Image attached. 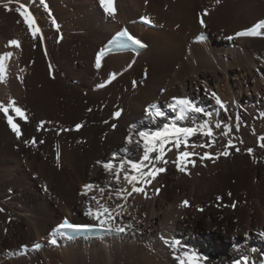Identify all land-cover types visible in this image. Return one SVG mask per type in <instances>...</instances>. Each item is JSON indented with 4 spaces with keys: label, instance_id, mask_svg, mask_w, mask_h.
<instances>
[{
    "label": "bare ground",
    "instance_id": "6f19581e",
    "mask_svg": "<svg viewBox=\"0 0 264 264\" xmlns=\"http://www.w3.org/2000/svg\"><path fill=\"white\" fill-rule=\"evenodd\" d=\"M111 2L114 18L100 0H12L11 10L4 7L8 0H0V55L13 53L0 80V102L14 99L27 117L9 109L20 127L17 137L0 111V264H178L185 251L198 257L196 264H264V37L236 36L264 20V0ZM21 4L35 17L42 40L32 38L15 11ZM124 27L147 48L109 54L97 67L100 50ZM12 39L19 48L9 45ZM173 98L211 116L189 113V121L179 120L168 108ZM152 105L166 115L144 119ZM205 121L213 137L197 133L180 149L200 154L188 158L195 166L178 171L172 163L177 150L168 144L166 171L145 186L150 198H117L121 184L98 161H138L142 143L136 144V129ZM225 150L230 154L217 159ZM205 152L212 159L201 160ZM86 184L95 187L83 195ZM92 196L113 209L124 205L116 209V223L133 227L75 240L57 232L63 218L91 223L85 217L89 206L96 208ZM185 200L189 206L179 207ZM161 236L180 241L178 249ZM37 243L44 244L40 251Z\"/></svg>",
    "mask_w": 264,
    "mask_h": 264
},
{
    "label": "snow or ice",
    "instance_id": "6c2138e0",
    "mask_svg": "<svg viewBox=\"0 0 264 264\" xmlns=\"http://www.w3.org/2000/svg\"><path fill=\"white\" fill-rule=\"evenodd\" d=\"M12 0H8V3L4 5L6 10H11L9 7ZM40 2L43 4L44 0H40ZM220 0H217V3H219ZM100 6L103 7L104 11L107 13L109 17H115L116 14V8L113 6L111 0H100ZM44 7L47 9V5L44 4ZM23 9V10H22ZM16 12L20 14V16L23 17L24 23L27 25V28L29 29L31 36L33 39H43V33L41 28L36 22L35 17L32 15V13L28 10V8L21 4L19 7L15 9ZM143 22L150 24L151 19L148 16H143L140 18ZM53 24H55V20L52 21ZM201 25L204 24V20H200ZM57 29L59 30V25H57ZM237 37H257L261 36L264 37V20H260L257 23H255L250 28H247L245 30H242L240 32L236 33ZM204 37L201 36L200 39H203ZM233 37H229V39H232ZM10 46H15L17 48L20 47V42L16 39H12L9 42ZM114 44L118 47H126L129 44L136 45L138 47H144L143 43L140 39L136 38L130 32L128 29H123L120 31L115 40L113 41ZM110 51V49H109ZM13 53L7 52L3 55H0V80L5 79V68H6V61L11 58ZM105 50L101 49L97 59L96 64L97 67L100 66V60L104 57ZM51 67V65H49ZM116 74H111V79H115ZM111 79L109 80V83L111 82ZM103 87L104 85H100ZM215 96V94H213ZM217 103L221 104V107H223L222 102L218 97H216ZM16 102L14 99L9 100L8 104L5 105L3 102H0V111L4 113V115L7 118L8 124L11 126V129L14 133H16L17 137L21 135L20 127L18 124L14 123L12 116L8 115L9 109L11 108L16 114L21 116L24 119H27L25 116V113L22 111L21 108L15 106ZM168 108L171 110V112H174L177 114V117L179 120H186L189 118V113H205V110L197 107L195 104H193L191 101L187 99H177L173 98V102L168 104ZM155 110L154 114L158 117H163L166 115V113L161 110V108L157 107L156 105H152L149 108V114H152V110ZM120 112L117 111L115 113V116L119 117ZM205 115L211 116V113H205ZM80 125H77V128H79ZM220 123L216 124V128H220ZM135 128V126H133ZM197 133H201L202 135L206 137H213V130L209 126V123L207 121L200 123L196 125L195 127H178L175 124L172 125H165L162 129H159L157 131H140L138 133L140 140L136 141V144L138 147L142 143V157L138 161H134L132 159H121L119 161V164L113 163L112 160L108 162H101L98 161V163H102V166L105 171L112 173L115 177L116 183L121 184L120 188L115 189V194L118 199H122L127 203V200L130 196L135 194H142L146 199L150 198L148 196L147 191L145 190V186L152 183V180L156 178V176L160 173H163L166 171V165L169 163L167 159H165L166 155V145L172 144V147H174L177 150L176 157L172 161V163L175 164L178 171L181 173L186 172L187 164L191 163L193 166H195L196 161L191 160L189 161V157L192 155H200L198 153H193L187 150L181 151V145L183 144L185 148L187 149L189 147L188 140L189 137L197 135ZM222 135L227 136L228 132L225 131L222 133ZM261 140L264 141V137H261ZM128 143L133 142V138L131 135L127 137ZM213 143H215V140L213 138ZM31 143H35V141H31ZM228 146L234 147L232 145V141L228 140ZM210 145L203 144V145H196L193 144L191 147H208ZM261 147H264V143L261 144ZM236 151H239V149H235ZM123 151H128L127 148H125ZM167 151H172V148H167ZM249 153L252 152V149H248ZM156 154L153 156V154ZM230 153L225 150L222 153H219L217 155V159L220 155L228 156ZM200 159H212V156L210 153L205 152L203 155L200 156ZM157 163H160L162 166L157 167ZM147 169V171H145ZM140 185V186H138ZM130 186V189L129 187ZM85 191L83 195H87L89 191H92L95 187L92 184H86ZM99 191L103 193L105 190L103 188H100ZM159 189H156L155 192L158 195ZM96 203L95 210L89 206L86 215L91 217L93 220L97 221V226L104 231L109 232H116V233H124L127 229H131L133 226L132 224L127 225H118L116 223V217L121 215L120 211H116V209H123L124 205L118 204L116 205V209L108 207L106 204H101L100 200L97 199L96 196H92L91 198ZM111 199V197H109ZM189 206V202L187 200L183 201L179 207H187ZM93 227L92 225H81V224H75L72 222H69L67 219H65L60 225L59 229L68 230L70 232H82V231H88ZM68 239H73L71 235L67 237ZM160 239L163 241L165 245H168L170 248H172L174 251L178 249V246L180 245V241L173 240L169 241L168 239H165L163 236L160 237ZM53 245L57 243L55 239H52L50 241ZM35 247L38 249L41 247L39 243L35 245ZM176 259L179 261V264H196V261L198 257L195 254H189L187 251L183 252L182 255H179L176 257Z\"/></svg>",
    "mask_w": 264,
    "mask_h": 264
},
{
    "label": "rangeland",
    "instance_id": "374dc122",
    "mask_svg": "<svg viewBox=\"0 0 264 264\" xmlns=\"http://www.w3.org/2000/svg\"><path fill=\"white\" fill-rule=\"evenodd\" d=\"M154 118V119H153ZM156 118H158V116H156L155 114H154V112H153V114H150L149 116H147V117H145L144 119H146V120H155ZM190 119H188V121H189ZM140 132V130L139 129H136L135 130V136H137L138 135V133ZM193 137V136H192ZM170 166L174 169V165H172V164H170ZM46 184L45 183H43V186H45ZM246 193V195H245V198H246V201H247V203L249 204V206H253V201H254V197H252V195H251V192H250V189L248 190H246L245 191ZM260 198L262 199V201H263V204H264V188L261 190V193H260ZM118 201V200H117ZM264 206V205H263ZM264 208V207H263ZM255 210V209H254ZM76 211H78V210H76ZM79 213L81 214V217H85L84 216V214L82 213V212H80L79 211ZM253 214H255V212L253 213ZM85 218H89L88 220L91 222V223H96L97 221H94V220H92V218L91 217H85ZM202 233H205V234H211V230H203V232ZM31 242V241H30ZM34 249H35V247H34ZM177 263L179 264V261H177Z\"/></svg>",
    "mask_w": 264,
    "mask_h": 264
},
{
    "label": "trees",
    "instance_id": "16d2710c",
    "mask_svg": "<svg viewBox=\"0 0 264 264\" xmlns=\"http://www.w3.org/2000/svg\"><path fill=\"white\" fill-rule=\"evenodd\" d=\"M146 42L150 43L148 40H145Z\"/></svg>",
    "mask_w": 264,
    "mask_h": 264
}]
</instances>
